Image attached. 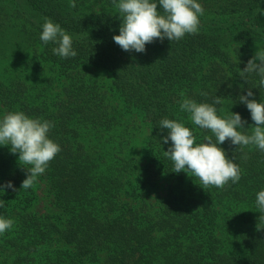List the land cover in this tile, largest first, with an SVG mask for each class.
<instances>
[{"label":"trees","instance_id":"obj_1","mask_svg":"<svg viewBox=\"0 0 264 264\" xmlns=\"http://www.w3.org/2000/svg\"><path fill=\"white\" fill-rule=\"evenodd\" d=\"M197 2L196 34L138 53L112 39L121 24L113 0H0V118L18 110L51 121L61 149L24 189L30 166L0 145V217L14 221L0 234V264H264V152L226 140L219 146L240 179L204 189L164 155V118L183 122L196 143L215 141L181 111L183 98L219 96L217 114L239 113L244 127L254 121L239 97L251 89L248 99L264 103L260 77H241L264 50V0ZM45 17L72 36L75 57L43 44Z\"/></svg>","mask_w":264,"mask_h":264},{"label":"clouds","instance_id":"obj_2","mask_svg":"<svg viewBox=\"0 0 264 264\" xmlns=\"http://www.w3.org/2000/svg\"><path fill=\"white\" fill-rule=\"evenodd\" d=\"M115 7L121 18L119 34L112 39L124 51L135 50L138 53L145 51V45L155 39L163 41L180 40L185 34H196L199 30V17L204 9L197 0H119ZM160 8L158 10L157 5ZM69 6L75 7V0H69ZM40 40L47 45L52 42L57 47L52 49L55 55L62 58L75 57L73 39L58 23L45 17L42 24ZM238 59V58H237ZM258 61V62H257ZM244 73H256L259 77V86L264 87V50L256 51L250 58ZM181 97H184L182 92ZM203 95H207L203 93ZM251 89L246 95H241L239 101L244 103L250 111L254 125L244 127L246 121L239 113L230 112V115L217 114L215 105L221 104L219 96L213 98V103H197L193 99L183 98L180 102L181 111L190 113V120L201 129L210 130L214 135L205 136L204 141L196 143V137L189 127L175 119L164 118L160 126L168 129V135L162 137L165 144L171 140V146L164 155L174 162V170L184 171L198 177L202 188L215 186L223 188L229 181L237 183L241 169L233 159H229L225 150L219 145L229 140L231 144L240 146H255L264 152V103L257 102L252 97ZM53 123L40 118H30L22 111H9L0 118V145H10V152L18 155L20 165H29L26 178L21 187L31 188L37 177L44 173L49 162L61 151L60 146L49 138V131ZM251 127V134L240 129ZM4 187L17 191L11 181ZM0 191L3 188L0 187ZM5 202L0 200V208ZM256 206L260 213H264V190L256 195ZM14 221L0 217V234L13 227ZM259 230L260 228L257 227Z\"/></svg>","mask_w":264,"mask_h":264},{"label":"rangeland","instance_id":"obj_3","mask_svg":"<svg viewBox=\"0 0 264 264\" xmlns=\"http://www.w3.org/2000/svg\"><path fill=\"white\" fill-rule=\"evenodd\" d=\"M102 78H105V76H101Z\"/></svg>","mask_w":264,"mask_h":264}]
</instances>
